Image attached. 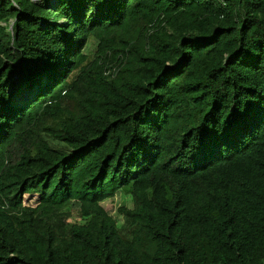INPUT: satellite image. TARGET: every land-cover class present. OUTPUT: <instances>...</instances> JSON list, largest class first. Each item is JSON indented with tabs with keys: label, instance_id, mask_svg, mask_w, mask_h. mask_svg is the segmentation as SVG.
<instances>
[{
	"label": "trees",
	"instance_id": "obj_1",
	"mask_svg": "<svg viewBox=\"0 0 264 264\" xmlns=\"http://www.w3.org/2000/svg\"><path fill=\"white\" fill-rule=\"evenodd\" d=\"M0 264H264V0H0Z\"/></svg>",
	"mask_w": 264,
	"mask_h": 264
},
{
	"label": "rangeland",
	"instance_id": "obj_2",
	"mask_svg": "<svg viewBox=\"0 0 264 264\" xmlns=\"http://www.w3.org/2000/svg\"><path fill=\"white\" fill-rule=\"evenodd\" d=\"M30 196L26 195V198ZM32 201L33 199H30L28 202L31 203ZM124 203L131 205V200L124 193H119L114 199L105 201V206L112 214H116L117 208Z\"/></svg>",
	"mask_w": 264,
	"mask_h": 264
}]
</instances>
